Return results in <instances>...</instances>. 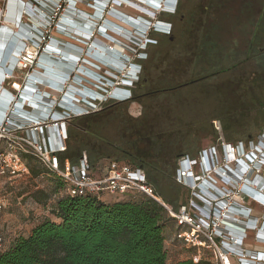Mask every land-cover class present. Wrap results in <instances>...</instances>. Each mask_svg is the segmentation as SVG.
<instances>
[{
  "label": "built area",
  "instance_id": "2783aa9c",
  "mask_svg": "<svg viewBox=\"0 0 264 264\" xmlns=\"http://www.w3.org/2000/svg\"><path fill=\"white\" fill-rule=\"evenodd\" d=\"M176 2L174 10H147V17L138 16L139 22L130 25V18L113 8L115 0H0V176L27 174L23 156L32 155L63 182L70 197L101 199L140 192L153 199L174 220L175 237L184 241L186 248L196 250L190 257L193 263L207 259L215 264H264V215H252L240 203L227 204V198L239 186L240 195L264 208V187L254 183L255 177L263 174L264 162L259 169H251L259 160L245 161L242 145L230 149L235 157L229 164L234 168H215L213 148L204 150L197 161L187 157L177 177L197 203L190 201L176 211L160 200L141 169L123 164L96 176L84 153L76 163L62 158L68 122L93 113L102 97L104 101L130 100L128 88L140 73L141 67L132 64L133 78H123L131 80L130 84H114L115 69L122 64L115 58L113 72L104 71L100 79L83 70L98 68L91 62L96 55L93 49L101 44L97 39H106L112 45L113 36L118 34L136 46L146 47L153 43L148 33H170L169 24L153 20L152 14H173ZM80 5L90 13L80 10ZM112 18L128 24L129 30L119 29ZM30 20L35 23L29 24ZM108 50L113 52L111 47ZM145 58L139 53L137 60ZM57 63L69 67L59 68ZM111 86L113 90L107 94L105 87ZM115 89L125 94L113 96ZM263 142L264 135L258 142L262 146L253 148L260 155L264 154ZM223 154L229 160L228 151ZM241 162L249 170L240 173ZM3 210L0 201V222ZM252 234L255 245L263 250L247 247L246 239ZM2 246L0 226V250ZM206 252L211 257H204Z\"/></svg>",
  "mask_w": 264,
  "mask_h": 264
},
{
  "label": "rangeland",
  "instance_id": "374dc122",
  "mask_svg": "<svg viewBox=\"0 0 264 264\" xmlns=\"http://www.w3.org/2000/svg\"><path fill=\"white\" fill-rule=\"evenodd\" d=\"M120 1L115 0L113 6L119 15L132 21L148 16V8L141 9L144 6L140 0H127L133 5ZM136 2L142 4L136 7ZM79 8L90 13L85 5ZM152 18L169 24L170 33H148L153 43L146 47L136 46L116 32L112 45L106 39L108 46L99 43L111 47L110 56L125 63L120 71L115 69L114 84L128 77L130 65L138 64L141 68L138 79L128 88L130 100L120 103L104 101L102 97L93 112L100 114L94 123L101 136L117 150L109 159L101 160L105 172L123 164L146 163L145 168L152 175L167 174L161 188L169 201L159 198L176 211L190 201L197 203L177 177L187 157L197 161L204 150L213 148L215 168H234L224 150L229 152L242 145L244 151H252V143L261 145L258 142L264 135V125L261 127L259 121V114L264 115V0H177L173 14L156 13ZM116 21L113 22L128 29L123 22ZM33 23L30 20L29 24ZM139 53L146 58L137 60ZM105 88L107 94L113 90V86ZM59 97L54 95L57 100ZM212 127L215 134H208ZM30 166L36 174L28 170L19 177L0 176V201L4 205L0 226L6 249L19 237L28 236L41 222L58 221L54 213L56 200L62 195L58 181L35 161ZM260 167L256 165L257 169ZM127 196L116 200H138L141 195ZM234 202L249 208L252 215H264V208L239 194V186L227 198V204ZM176 232L175 225H167L165 248L169 262L189 257L186 244L175 237ZM204 257L211 256L206 252Z\"/></svg>",
  "mask_w": 264,
  "mask_h": 264
},
{
  "label": "trees",
  "instance_id": "16d2710c",
  "mask_svg": "<svg viewBox=\"0 0 264 264\" xmlns=\"http://www.w3.org/2000/svg\"><path fill=\"white\" fill-rule=\"evenodd\" d=\"M99 115L93 113L68 122L66 152L62 156L76 163L85 152L96 176L101 175L96 170L98 163L117 151L95 125ZM259 115L262 127L264 115ZM214 131L212 127L208 134H215ZM23 158L31 173L36 174L30 166L33 161L49 173L32 155ZM132 166L143 170L148 183L158 189L159 193L155 189L156 195L169 201L161 188L167 174L152 175L147 172L146 163ZM54 177L62 192L54 209L58 221L41 222L28 236L16 239L8 249L3 240L0 264H215L207 259L193 263L190 257L196 251L194 248L186 250L189 257L185 260L169 262L165 231L168 224L175 225V222L161 205L143 193L131 192L141 195L138 200L131 198L112 203L90 195L70 197L65 193L63 182ZM127 195L121 196L122 199L128 198Z\"/></svg>",
  "mask_w": 264,
  "mask_h": 264
},
{
  "label": "crops",
  "instance_id": "0c3cea01",
  "mask_svg": "<svg viewBox=\"0 0 264 264\" xmlns=\"http://www.w3.org/2000/svg\"><path fill=\"white\" fill-rule=\"evenodd\" d=\"M122 24H124V26L126 27V23H122ZM127 26H128V24H127ZM100 39H102V40H104L103 38H100ZM98 40V39H97ZM100 41V40H98V41H100L103 45H105V46H108L107 45V43L105 42V40L104 41ZM99 47H97V50L95 51V57H93V59H91V62L92 63H94L98 68H96V69H93L92 67H84V69L83 70H86L88 73H90L91 75H95V77L96 78H98V79H100V75H101V73H100V71L101 70H103V72L104 71H111V72H113V64H111V63H113V56H110V55H113V52H110V51H108V48H106V47H103V46H101L100 44H97ZM100 52V53H102L101 54V56H99V53L98 52ZM105 51V52H104ZM76 51L74 50L73 51V53H75ZM93 52V51H92ZM92 52H90V53H92ZM103 52L104 53H106L105 55L107 56H104V54H103ZM110 52V53H109ZM109 55V56H108ZM109 57V58H108ZM100 58V59H99ZM103 60H102V59ZM107 59V60H106ZM102 60V61H101ZM100 61V62H99ZM106 61H109L110 63H107ZM106 64V65H105ZM110 65V66H109ZM57 66L59 67V68H66V67H69V65H67V66H63V65H61V64H58L57 63ZM112 66V67H111ZM109 68V69H108ZM90 71V72H89ZM102 72V73H103ZM104 164H103V161H100L99 163H98V165H97V170L98 171H103L104 173H105V169H103V166ZM101 201H103V202H105V203H112V202H116L117 200H116V197H111V196H107V195H105V196H103L102 198H101ZM246 244H247V247L249 248V249H255V250H263L262 248H260L259 246H256L255 245V243H254V239H253V234L252 235H249L248 236V238L246 239Z\"/></svg>",
  "mask_w": 264,
  "mask_h": 264
},
{
  "label": "bare ground",
  "instance_id": "6f19581e",
  "mask_svg": "<svg viewBox=\"0 0 264 264\" xmlns=\"http://www.w3.org/2000/svg\"><path fill=\"white\" fill-rule=\"evenodd\" d=\"M117 1H120V0H117ZM121 1H123V0H121ZM120 1V2H121ZM142 3H138V2H136V7H138V4L140 5V4H142L143 6H144V8H141V9H147V10H152V11H158V10H160V11H163V12H167V11H172V10H174V5H173V3H174V0H140ZM134 2V1H133ZM128 4H132V2L131 1H128ZM133 5V4H132ZM173 7V9H171ZM148 11H145V13H147ZM149 15V14H148ZM113 24H115L113 21H111ZM139 22V19H136V20H134V21H132L131 19H130V25H133L134 23H138ZM116 26L119 28V29H125L124 27H122L121 25H118V24H116ZM98 52V51H97ZM105 52V51H104ZM103 52V53H104ZM99 53V52H98ZM110 53V52H109ZM120 55V54H119ZM100 56V55H99ZM104 56H106V55H104ZM109 56V55H108ZM107 57V56H106ZM121 57V56H120ZM109 58V57H108ZM113 58V57H112ZM123 58V57H122ZM100 59V58H99ZM102 59V58H101ZM104 59V58H103ZM102 59V60H103ZM114 59V58H113ZM105 60V59H104ZM107 60V59H106ZM123 60V59H122ZM121 60V61H122ZM107 63H110L109 61H106ZM124 62V61H123ZM111 64H113V63H111ZM106 65V64H105ZM124 65H125V63H123V64H121L120 66H118V70H119V68H123L124 67ZM110 66V65H109ZM112 67V66H111ZM116 68V67H115ZM109 69V68H108ZM134 67H131V69H130V71H129V73H128V77H132V75L134 74ZM120 71V70H119ZM127 71V70H126ZM90 72V71H89ZM122 72H124V71H122ZM119 73V72H118ZM123 74V73H122ZM132 79V78H131ZM130 82H131V80H128V79H123L122 81H121V83L123 84V85H129L130 84ZM122 93H124L125 94V92H123V91H119L118 89H115L114 91H113V96H117V95H119V94H122ZM127 94H128V92H127ZM231 151V150H230ZM228 152V155H229V161H232L233 159H234V154L232 153V151L231 152ZM257 197H259L258 195H257Z\"/></svg>",
  "mask_w": 264,
  "mask_h": 264
},
{
  "label": "flooded vegetation",
  "instance_id": "af4514ba",
  "mask_svg": "<svg viewBox=\"0 0 264 264\" xmlns=\"http://www.w3.org/2000/svg\"><path fill=\"white\" fill-rule=\"evenodd\" d=\"M254 145L255 144L252 143V145H251L252 150L254 148ZM244 154L247 155V158L244 159L247 162H251L252 163L253 161H255L257 159L259 160V162L256 163L255 165H253L251 167V169H254V167H256V165H260L262 162H264V154L260 155V153L258 151H254V150L253 151H245ZM244 162L240 163V167H239V172L240 173H243V172L249 170L248 165H245ZM250 173L253 174L251 171H250ZM254 183L258 184L259 186H263L264 187V170H263V174L262 175H259V176L255 177Z\"/></svg>",
  "mask_w": 264,
  "mask_h": 264
}]
</instances>
